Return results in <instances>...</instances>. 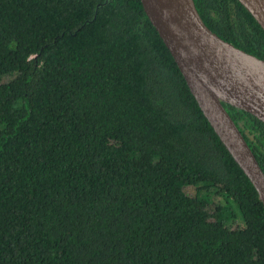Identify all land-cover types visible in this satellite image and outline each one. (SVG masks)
Segmentation results:
<instances>
[{"label": "trees", "instance_id": "1", "mask_svg": "<svg viewBox=\"0 0 264 264\" xmlns=\"http://www.w3.org/2000/svg\"><path fill=\"white\" fill-rule=\"evenodd\" d=\"M195 3L264 58L239 0ZM223 104L264 170V122ZM0 264H264L258 192L141 0H0Z\"/></svg>", "mask_w": 264, "mask_h": 264}, {"label": "water", "instance_id": "2", "mask_svg": "<svg viewBox=\"0 0 264 264\" xmlns=\"http://www.w3.org/2000/svg\"><path fill=\"white\" fill-rule=\"evenodd\" d=\"M264 30V0H239ZM198 102L264 205V170L223 102L264 122V58L223 39L195 0H141Z\"/></svg>", "mask_w": 264, "mask_h": 264}, {"label": "rangeland", "instance_id": "3", "mask_svg": "<svg viewBox=\"0 0 264 264\" xmlns=\"http://www.w3.org/2000/svg\"><path fill=\"white\" fill-rule=\"evenodd\" d=\"M189 191H191V190H189ZM227 225L230 228H237V227L243 226V222H242L241 217L237 216L235 219L230 220L229 222H227Z\"/></svg>", "mask_w": 264, "mask_h": 264}]
</instances>
